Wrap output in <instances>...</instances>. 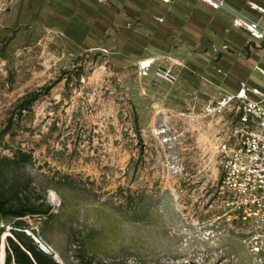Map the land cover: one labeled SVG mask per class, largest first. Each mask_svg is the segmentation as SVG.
<instances>
[{
	"label": "rangeland",
	"instance_id": "1",
	"mask_svg": "<svg viewBox=\"0 0 264 264\" xmlns=\"http://www.w3.org/2000/svg\"><path fill=\"white\" fill-rule=\"evenodd\" d=\"M47 15L0 0V264H264L219 192L236 108L207 105L230 93Z\"/></svg>",
	"mask_w": 264,
	"mask_h": 264
},
{
	"label": "crops",
	"instance_id": "2",
	"mask_svg": "<svg viewBox=\"0 0 264 264\" xmlns=\"http://www.w3.org/2000/svg\"><path fill=\"white\" fill-rule=\"evenodd\" d=\"M48 13L64 36L138 63L170 61L179 75L202 78L216 90L241 84L264 90V46L240 19L264 27V0H15Z\"/></svg>",
	"mask_w": 264,
	"mask_h": 264
},
{
	"label": "built area",
	"instance_id": "3",
	"mask_svg": "<svg viewBox=\"0 0 264 264\" xmlns=\"http://www.w3.org/2000/svg\"><path fill=\"white\" fill-rule=\"evenodd\" d=\"M252 7L264 15V9ZM233 27L248 29L252 39L264 46V27L248 25L240 19L233 22ZM152 64L144 61L140 69L147 72ZM257 70L264 75V69ZM159 75L169 82L175 80L170 70ZM231 108H236L232 126L234 143L225 152L219 192L235 219L264 230V90L243 83L236 93L223 95L207 105L209 112L221 113Z\"/></svg>",
	"mask_w": 264,
	"mask_h": 264
},
{
	"label": "trees",
	"instance_id": "4",
	"mask_svg": "<svg viewBox=\"0 0 264 264\" xmlns=\"http://www.w3.org/2000/svg\"><path fill=\"white\" fill-rule=\"evenodd\" d=\"M16 256V264H41L40 261L36 258V256L30 259L23 253L20 255L19 252H16ZM20 256L22 257V259H20Z\"/></svg>",
	"mask_w": 264,
	"mask_h": 264
}]
</instances>
